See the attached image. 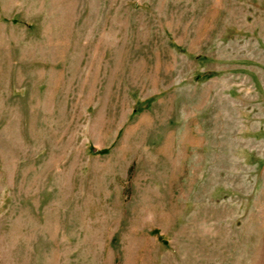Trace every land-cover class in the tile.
Instances as JSON below:
<instances>
[{"label":"rangeland","instance_id":"374dc122","mask_svg":"<svg viewBox=\"0 0 264 264\" xmlns=\"http://www.w3.org/2000/svg\"><path fill=\"white\" fill-rule=\"evenodd\" d=\"M0 264H264V0H0Z\"/></svg>","mask_w":264,"mask_h":264}]
</instances>
